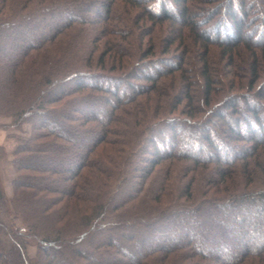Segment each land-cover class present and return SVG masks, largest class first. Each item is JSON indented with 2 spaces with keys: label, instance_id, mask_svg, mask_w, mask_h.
I'll list each match as a JSON object with an SVG mask.
<instances>
[{
  "label": "trees",
  "instance_id": "obj_1",
  "mask_svg": "<svg viewBox=\"0 0 264 264\" xmlns=\"http://www.w3.org/2000/svg\"><path fill=\"white\" fill-rule=\"evenodd\" d=\"M3 41L0 264H264V0H0Z\"/></svg>",
  "mask_w": 264,
  "mask_h": 264
},
{
  "label": "rangeland",
  "instance_id": "obj_2",
  "mask_svg": "<svg viewBox=\"0 0 264 264\" xmlns=\"http://www.w3.org/2000/svg\"><path fill=\"white\" fill-rule=\"evenodd\" d=\"M35 1L36 0H34V2ZM29 6H33V5H29ZM63 14L64 13L62 12L59 13L55 12L54 14H52V16L53 18L54 17L58 18L60 16H63ZM15 48L16 47H13L8 43L6 44V42L3 41L2 44L0 45V55L3 54V51L5 50H7V52L17 51ZM217 59H218L217 56H215L214 60ZM215 64H217V66L219 67L222 65L221 61L219 62V59ZM222 77L225 81H227L226 76L223 75ZM10 121L11 120L9 117L0 116V139L2 140L0 144V148H1L0 149V187L7 199H9L12 195L11 179L14 175V165L12 162L13 149H15L16 145L19 144L20 136L25 135L24 131L27 130L26 126L21 130L14 128L13 126L10 125ZM60 154L63 153L60 152ZM0 221L4 223L9 229L21 227L20 220L14 217L12 211L4 212L0 209ZM2 239L4 244L7 246L9 239L6 236H2ZM26 239H27L26 254L28 258H32L36 254V241L32 237Z\"/></svg>",
  "mask_w": 264,
  "mask_h": 264
},
{
  "label": "crops",
  "instance_id": "obj_3",
  "mask_svg": "<svg viewBox=\"0 0 264 264\" xmlns=\"http://www.w3.org/2000/svg\"><path fill=\"white\" fill-rule=\"evenodd\" d=\"M1 141H2V140L0 139V144H1Z\"/></svg>",
  "mask_w": 264,
  "mask_h": 264
}]
</instances>
